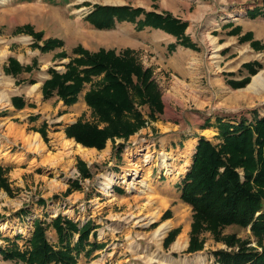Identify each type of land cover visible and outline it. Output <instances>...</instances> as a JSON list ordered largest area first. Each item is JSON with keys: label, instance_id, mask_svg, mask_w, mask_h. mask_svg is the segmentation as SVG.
<instances>
[{"label": "rangeland", "instance_id": "374dc122", "mask_svg": "<svg viewBox=\"0 0 264 264\" xmlns=\"http://www.w3.org/2000/svg\"><path fill=\"white\" fill-rule=\"evenodd\" d=\"M237 1L185 0L184 3L176 0L178 8H184L193 15L197 11L203 14V19L195 22L192 32L187 34L186 29V36L194 48L181 45L174 36L175 43L171 45L173 49L179 46L182 51L180 63L183 59L199 60L203 75L200 91L194 94L199 96V102L184 96V103L188 102V106L183 107L175 102L178 96L171 92L174 75L157 64L159 58L153 51L148 48L138 52L129 47L120 48L129 39L136 40L135 36L145 28L138 30L135 24L125 21L117 22L112 29L100 30L86 20L97 5L131 6L146 12L172 15L170 10L162 8V0H0V92L4 95L0 93V96L5 100V104L0 105V166L9 168L7 180L11 187L10 194L9 189L0 190V250L14 249L15 246L25 250L36 221L44 222L47 238L58 246L56 233L48 227L58 216L72 219L81 226L91 222L97 241L105 245L89 258L82 255L77 264H218L214 252L233 249L216 242L210 233H204L203 250L187 252L193 212L180 200V188L196 148L192 142L195 133L189 131L197 128L198 119L208 114L215 118V124L216 117L240 120L253 116L251 119H254L252 114L257 110L261 111L259 117L264 116V88L254 99L240 96L245 88L251 86L254 76L261 75L264 79V19L257 17L258 21H263L262 28L243 23L247 12H253L250 18L257 16L255 13L257 8H261L258 7L261 0H239L232 7ZM216 11L222 12L221 16L215 18ZM180 21L190 25L187 21ZM215 21L218 23L216 27L211 25ZM27 24L44 33L40 46L49 38L58 39L63 45L45 52L33 47L31 36L14 34L16 28ZM84 32L87 36L82 40L86 45L76 39ZM97 37L103 43L97 42ZM77 46L91 52L101 49L117 53L127 49L133 51L142 65L152 70L165 105L164 113L156 121L147 116V108L139 107L145 116L141 128L127 140H109L101 151L88 148L97 150L90 159L77 152L71 158L64 157L66 141L73 140L67 138L65 127L79 118L96 122L84 100L88 87L77 103L70 106L57 97L44 99L42 93L44 81L50 78L49 69L64 72L70 61V58L60 59L57 55L62 52L72 55ZM10 58L20 60L22 66L31 64L32 70L18 76L6 74L5 66ZM247 62H258L263 67L256 74H251L244 68ZM224 63H227L226 67H223ZM237 63L239 66L243 64L242 68L247 73L240 74L239 69L235 70L233 67ZM211 71L223 75L222 82L211 85ZM246 78L249 82L245 86L234 85ZM220 84L231 88L232 92H220ZM34 87L37 88L34 90ZM13 98H21L28 107L23 110L16 108ZM227 111L229 113L224 117L222 113ZM173 122L182 125L174 127ZM39 129L47 133L48 142L37 131ZM35 133L45 144L42 153L32 151L24 142ZM205 135L207 138H204L213 143L221 141L211 131H206ZM120 146L124 147L121 154L118 153ZM54 159H59L60 163L53 164ZM79 161L90 168V178H85L80 172ZM113 178L116 179L115 184L103 193L102 185ZM163 224L168 228L159 240L155 232ZM175 229H179V234L165 248V238ZM223 233L250 240V247L261 250L249 228L231 226ZM180 235L186 238L187 246L175 249L173 244ZM0 264L24 263L5 260L0 251Z\"/></svg>", "mask_w": 264, "mask_h": 264}, {"label": "trees", "instance_id": "16d2710c", "mask_svg": "<svg viewBox=\"0 0 264 264\" xmlns=\"http://www.w3.org/2000/svg\"><path fill=\"white\" fill-rule=\"evenodd\" d=\"M255 14L264 17V4L263 9ZM86 20L100 30L112 29L117 22L125 21L135 24L138 30L147 27L159 29L176 37L181 45L195 47L186 36L188 24L169 13L146 12L131 6L97 5ZM14 34L31 36L33 47L43 52L63 45L62 41L49 38L40 46L44 33L36 31L30 24L16 28ZM71 53L57 55L60 59L70 58V61L64 72L49 69L50 78L42 86L43 98L57 97L70 106L77 103L88 87L84 100L96 122L79 118L65 127L67 138L86 148L101 151L109 140H127L141 128L145 116L139 107L147 108V116L153 121L164 113L163 93L153 72L142 65L133 51L127 49L117 53L101 49L91 52L77 46ZM262 67L258 62L244 65L251 74H256ZM31 70V66H22L13 58L5 66L6 74L13 76ZM248 82L249 78H246L234 85L242 87ZM12 101L19 109L26 105L21 98H13ZM206 126H210L208 121ZM215 128L221 141L213 143L204 137L199 139L191 167L180 188V200L193 212L187 252L202 251V235L210 233L216 242L233 248L231 251L214 252L218 264H264V116L259 117L256 113L254 119L243 117L240 120L216 117ZM37 131L48 142L47 133L43 129ZM123 150L124 147L120 146L118 153ZM78 168L85 178L91 177L87 164L79 161ZM8 172V167L0 166V190L9 189L10 194ZM43 223L36 221L25 250L17 246L0 250L3 258L24 264H77L82 255L89 258L105 247L97 241L95 227L89 221L81 226L72 219L55 218L48 227L56 233L58 246L47 238V226ZM231 226L249 228L261 250L250 247V240H242L233 234L225 235L223 231ZM179 232V229L170 232L164 241L165 248ZM91 234L93 238H90Z\"/></svg>", "mask_w": 264, "mask_h": 264}, {"label": "crops", "instance_id": "0c3cea01", "mask_svg": "<svg viewBox=\"0 0 264 264\" xmlns=\"http://www.w3.org/2000/svg\"><path fill=\"white\" fill-rule=\"evenodd\" d=\"M182 1L184 2L185 0H181V2ZM186 1H189V0H186ZM237 3H239V0L237 2H235L232 5V7L235 6V4L237 5ZM161 4L163 6L162 8H164L166 10H170L172 15L175 18H177L179 20H182V21H187L188 23H190V25L187 28V34L192 32L193 27L195 25V22L201 21L203 19V14L201 15V12H199V11H197V13L195 15H193L190 12H186V10L184 8H181V9L178 8L177 7L178 4L176 3V0H162ZM228 4L229 3H226V5H228ZM263 4H264V0H261L260 2H258V7H261V8H257V9L258 10H262L263 9ZM238 5H244V4H238ZM207 9H210L209 11H213V10H211L210 7H207ZM236 9H238V8H236ZM221 13L222 12H220V11H216L215 18L218 17V16H221ZM240 13H242V12H240ZM252 13L253 12H251V14ZM251 14H249L248 12L246 13L247 17L243 21V23L244 24L256 25L257 27L262 28L260 25L263 23L262 20L264 19V17H262V16H253L252 18H250L249 15H251ZM257 17H261L262 20L258 21ZM254 18H256V19H254ZM216 22L217 21H215V23H211V25H213L215 27L218 26V23L216 24ZM121 29L123 30V28H121ZM129 34H131V33L129 32ZM86 36H87L86 32H84V35L81 34L76 39H78L77 40L78 42L81 41L83 44L86 45V41L82 40V39H85ZM257 37L260 38L258 35H257ZM135 38H137V39L136 40L129 39L128 42L125 45H121L120 48L129 47L130 49L135 50L137 52L140 51V50H143V49H146V50L150 49V52L153 51L156 54V56L159 58L157 60V64H159L160 67H162V69L165 72H170V73H172L174 75V77H173V80H174L173 81V85H171V88L173 90L171 92H172L173 95L178 96V99L175 100L176 103H179L183 107H187L188 106V102L184 103V99H185L184 96H187L188 99L194 98L195 101L197 100V98H199V96H195L194 95L195 92H199L200 91V84L199 83H200V78L203 76L202 72H201V66H200L199 60L195 62L194 58L189 59V60L183 59L182 62L180 63L179 62V60H180L179 54H181L182 51H180L179 46H177L175 49L171 48V45H173L175 43V42L173 43L175 38H173V36L163 32L161 30L145 28L144 30L139 31L138 35H136ZM96 41L99 42V43H103V40L98 38V37L96 38ZM191 57H193V56H190V58ZM19 62H20V60H19ZM20 63L23 65L22 62H20ZM231 64H232V62H231ZM28 65H31V64H28ZM226 65H227V63H224L223 67H226ZM239 65L240 64L237 63L236 66H234L233 68H236L235 70L239 69V73L240 74L246 72L245 69L242 68L243 64L241 66H239ZM211 73H212L211 76H213L211 85L218 84V83L222 82V78L224 77L223 75L215 74V72H212V71H211ZM221 73H223V72H221ZM227 73H229V72H227ZM256 76H254L252 78L251 86L248 87V88H245L244 91L240 94L241 97H243L245 99H254V98H256V95L260 94L262 88L264 87V80L261 77L262 80L261 79L259 80L260 83L258 81H256L257 84L255 83L252 86V84L254 83L253 79ZM258 85H259V87H257ZM218 90L220 92H223V91L232 92L231 88L226 87L224 84H220L219 87H218ZM229 98H231V95L229 96ZM197 101L199 102V100H197ZM206 103H208V102H205V104ZM229 103H230V99H229ZM27 104H28V102H27ZM209 106H210V103H209ZM27 107L28 106H26L24 108H27ZM166 108H168V106ZM23 109H20V110H23ZM184 111H186V110H184ZM259 112H261V111H259ZM259 112L257 110V114H259ZM228 113L229 112L227 111V113L224 112V113H222V115L225 117V116L228 115ZM255 114L256 113H254L252 115H254V117H255ZM204 116L205 115H203V119H198L197 128L193 127V130L189 131V133L190 132L195 133L194 136L192 137L193 138L192 142H193V145L195 147H196V145L198 143V139L200 137H206L207 138V136L205 135L206 131L213 132L215 134L214 137H217V135H218V129L215 128V123H214L215 118H211L212 115H210V114H208L205 117ZM207 121L210 123V126H206L205 127V124L207 123ZM173 125H174V127H178L179 125H182V124H178L177 122H173L172 126ZM166 129L170 130L171 128L167 127ZM166 133H168V132H166Z\"/></svg>", "mask_w": 264, "mask_h": 264}, {"label": "bare ground", "instance_id": "6f19581e", "mask_svg": "<svg viewBox=\"0 0 264 264\" xmlns=\"http://www.w3.org/2000/svg\"><path fill=\"white\" fill-rule=\"evenodd\" d=\"M229 17V16H228ZM0 54H2V52L0 53ZM261 79V75H257L253 80V84H252V86L256 83V81H258L259 82V80ZM262 80V79H261ZM264 80V79H263ZM1 81V80H0ZM260 83V82H259ZM263 83V82H262ZM261 83V84H262ZM5 84V83H4ZM3 84V85H4ZM181 84V83H180ZM257 84V83H256ZM5 86V85H4ZM183 86V85H182ZM257 87H259V85L257 86ZM2 88H3V86H2ZM37 87H34L33 89L35 90ZM264 88V87H263ZM262 88V89H263ZM1 90V89H0ZM2 91H4V90H2ZM1 94H2V92H0ZM3 95V94H2ZM2 95L0 96V105L4 102V104H5V100H3V97H2ZM4 96V95H3ZM243 96V95H242ZM191 99V98H190ZM192 100V99H191ZM195 99H193V101H194ZM199 100V99H198ZM6 103H7V100H6ZM13 129V128H12ZM13 134V133H12ZM17 134V133H16ZM25 136V134H22V137L23 138H26V137H24ZM16 140H17V138H16ZM25 142V144H26V146H29L31 149H32V151H35V152H40V153H42V152H44L45 151V144H44V142L41 140V138H40V136L38 135V134H33V135H30V136H28L27 138H26V140L24 141ZM25 146V145H24ZM65 147H66V153L64 154L65 156L64 157H68V158H71V156L73 155V154H75L76 152L77 153H79L81 156H83V157H85V158H89L90 159V156L93 154V153H95L97 150H95V149H88V148H85V147H83V146H81V145H79V144H77L75 141H71V140H67L66 141V144H65ZM30 151V150H29ZM63 157V156H62ZM56 158V157H55ZM64 159V158H63ZM65 160V159H64ZM62 162V161H61ZM60 163V160L59 159H54V162H53V164H55V165H58ZM63 163H65L64 161H63ZM165 166V165H164ZM167 166H169V165H167ZM135 174V173H134ZM116 178V177H115ZM115 178H113V179H110V181L109 182H106V183H104V185H102V186H104L103 187V189H102V191H103V193H105V192H108L109 191V189H111L112 188V186L115 184V182H116V179ZM129 186H130V188H132L133 189V185L130 183L129 184ZM134 190H135V188H134ZM167 228H168V226L166 225V224H163L156 232H155V234H156V238H158L159 240H161L162 238H163V236H164V233H165V231L167 230ZM184 245V246H183ZM185 246H187V240H186V238L183 236V235H180L179 237H178V239H177V241L173 244V248H175V249H178V248H180V247H185Z\"/></svg>", "mask_w": 264, "mask_h": 264}]
</instances>
